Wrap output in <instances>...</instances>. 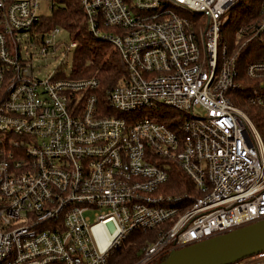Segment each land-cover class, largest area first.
<instances>
[{"label": "built area", "instance_id": "obj_1", "mask_svg": "<svg viewBox=\"0 0 264 264\" xmlns=\"http://www.w3.org/2000/svg\"><path fill=\"white\" fill-rule=\"evenodd\" d=\"M242 1L81 0L125 70L106 89L73 76L80 43L39 0H0V264H108L135 232L158 236L134 264H158L264 220V137L233 101L264 111V0L223 35ZM173 166L191 191L165 190Z\"/></svg>", "mask_w": 264, "mask_h": 264}, {"label": "trees", "instance_id": "obj_2", "mask_svg": "<svg viewBox=\"0 0 264 264\" xmlns=\"http://www.w3.org/2000/svg\"><path fill=\"white\" fill-rule=\"evenodd\" d=\"M262 2L263 0H244L232 10L236 14L230 15L223 30L224 42L230 44V47H233L235 31L259 17ZM54 3L56 9L48 17V25L62 27L71 35L73 40H78L80 43L75 57V74L73 76L79 78L96 77L106 89L114 87L125 74V70L120 66L116 54L114 52L111 54V45L96 40L87 30L81 0H54ZM258 59L259 57L252 56V46H249L241 54L239 58L240 83L247 82L245 76L247 64ZM248 91L247 89L245 93H235L233 101L237 106L245 108L255 125L261 128L264 125V111L248 103ZM170 172V184L165 189L167 192L181 195L193 189L191 182L179 168L173 166ZM154 233L135 232L129 235L111 253L108 264H134L141 257L144 244L149 243L148 240L150 242L156 240L150 237ZM168 259L165 257L161 262L167 263Z\"/></svg>", "mask_w": 264, "mask_h": 264}, {"label": "water", "instance_id": "obj_3", "mask_svg": "<svg viewBox=\"0 0 264 264\" xmlns=\"http://www.w3.org/2000/svg\"><path fill=\"white\" fill-rule=\"evenodd\" d=\"M109 226L113 228V224ZM264 253V220L171 252L158 264H234Z\"/></svg>", "mask_w": 264, "mask_h": 264}, {"label": "rangeland", "instance_id": "obj_4", "mask_svg": "<svg viewBox=\"0 0 264 264\" xmlns=\"http://www.w3.org/2000/svg\"><path fill=\"white\" fill-rule=\"evenodd\" d=\"M39 2H40V9H41V13L42 14H45V15H51L52 14V9L50 8V2H48L47 0H39ZM235 15L236 14V12L235 11H231L230 13H229V15H228V18L230 17V15ZM229 21V20H228ZM61 38L62 39H66V40H69L68 38H69V35H68V33L66 32V31H64L62 34H61ZM114 52V50L113 49H111V54ZM115 53V52H114ZM116 54V53H115ZM51 68H52V66H50ZM72 68V66L70 67L69 66V70ZM241 107V106H240ZM246 113H247V115L249 116L250 114H249V112L245 109V108H243V107H241ZM196 114H200L201 112L200 111H196L195 112ZM251 119V118H250ZM252 120V119H251ZM254 123V122H253ZM255 124V123H254ZM256 126V128L260 131V133L262 134V136L264 137V125H263V127H261V128H259L257 125H255ZM95 212L94 211H89L87 214H86V216H88V217H90L91 218V223H93L94 222V218H95ZM157 236H158V233L157 232H155L152 236H150V237H152L154 240L157 238ZM150 239V238H149ZM149 242H150V240H148ZM146 245L144 244V246L142 247V249L145 247Z\"/></svg>", "mask_w": 264, "mask_h": 264}, {"label": "bare ground", "instance_id": "obj_5", "mask_svg": "<svg viewBox=\"0 0 264 264\" xmlns=\"http://www.w3.org/2000/svg\"><path fill=\"white\" fill-rule=\"evenodd\" d=\"M96 233L97 234H101L102 233V228L101 227L96 228ZM108 243H109V240L102 241L101 247L106 249L108 247Z\"/></svg>", "mask_w": 264, "mask_h": 264}]
</instances>
